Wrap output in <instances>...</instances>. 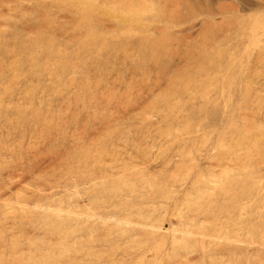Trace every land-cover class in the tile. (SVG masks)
<instances>
[{
    "label": "rangeland",
    "instance_id": "rangeland-1",
    "mask_svg": "<svg viewBox=\"0 0 264 264\" xmlns=\"http://www.w3.org/2000/svg\"><path fill=\"white\" fill-rule=\"evenodd\" d=\"M0 264H264V0H0Z\"/></svg>",
    "mask_w": 264,
    "mask_h": 264
}]
</instances>
